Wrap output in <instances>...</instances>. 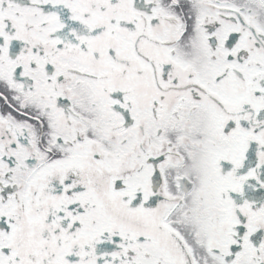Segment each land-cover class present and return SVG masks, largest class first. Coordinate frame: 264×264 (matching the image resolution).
I'll return each instance as SVG.
<instances>
[{
  "label": "snow or ice",
  "instance_id": "snow-or-ice-1",
  "mask_svg": "<svg viewBox=\"0 0 264 264\" xmlns=\"http://www.w3.org/2000/svg\"><path fill=\"white\" fill-rule=\"evenodd\" d=\"M0 264H264V0H0Z\"/></svg>",
  "mask_w": 264,
  "mask_h": 264
}]
</instances>
